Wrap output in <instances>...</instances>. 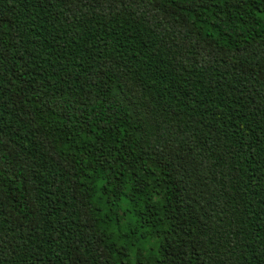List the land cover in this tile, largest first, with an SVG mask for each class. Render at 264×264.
<instances>
[{"label":"trees","instance_id":"obj_1","mask_svg":"<svg viewBox=\"0 0 264 264\" xmlns=\"http://www.w3.org/2000/svg\"><path fill=\"white\" fill-rule=\"evenodd\" d=\"M0 264H264V0H0Z\"/></svg>","mask_w":264,"mask_h":264}]
</instances>
